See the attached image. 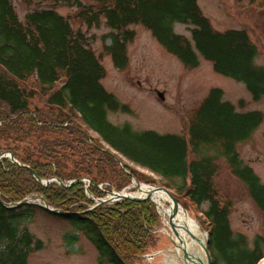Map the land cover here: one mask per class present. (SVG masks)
Here are the masks:
<instances>
[{
    "label": "trees",
    "instance_id": "trees-1",
    "mask_svg": "<svg viewBox=\"0 0 264 264\" xmlns=\"http://www.w3.org/2000/svg\"><path fill=\"white\" fill-rule=\"evenodd\" d=\"M49 1L77 8V19L88 28L104 20L109 29L104 50L119 70L127 65L126 46L135 35L129 27L141 25L186 69L196 68L201 57L216 73L242 83L252 101H264V66L256 63L258 47L251 36L245 29H213L197 0ZM178 23L189 27V38L175 33L173 25ZM102 78L104 68L85 34L74 30L66 17L46 7L26 13L21 21L13 2L0 0V152L10 151L20 164L0 158V264H26L29 255L42 248L43 242L25 225L34 208L67 220L83 233L97 250L98 264H132L144 254L160 222L149 199L92 207L95 203L81 181L44 186L33 176L64 183L87 177L90 196L104 197L112 188L120 191L130 184L132 177L142 180L143 174L118 154L174 182L173 195L183 207L207 204L200 224L208 235L212 264H256L264 258L263 237L248 244L231 231L230 203L215 179L223 158L264 214V184L237 152V145L264 122V112L236 110L214 87L194 110L186 134L136 132L108 120L109 111L129 108L101 86ZM36 97L42 99L41 106L33 103ZM34 195L67 213L54 214L35 203L10 207ZM68 240L75 244L77 236Z\"/></svg>",
    "mask_w": 264,
    "mask_h": 264
},
{
    "label": "rangeland",
    "instance_id": "rangeland-1",
    "mask_svg": "<svg viewBox=\"0 0 264 264\" xmlns=\"http://www.w3.org/2000/svg\"><path fill=\"white\" fill-rule=\"evenodd\" d=\"M11 2L21 21L30 11L51 7L66 17L74 30L85 34L90 49L104 68V78L100 80L101 86L115 96L119 103L129 108L127 112L117 110L107 113L108 120L115 126L129 125L136 132L151 129L159 134H186L187 124L194 110L214 87L223 91V100L231 102L236 110L264 112V101H252L242 83L216 73L212 69V64L201 57H198L199 65L196 68L186 69L181 61L164 50L154 40L150 31L141 25L129 27L135 35L126 46L127 65L119 70L104 50V35L109 32L104 20L98 26L88 28L83 21L77 19L79 10L73 6L55 5L49 0H11ZM83 3L90 2L83 1ZM197 5L200 6L203 16L208 19L213 29L220 32L233 28L245 29L258 47L256 63L264 66V0H256L254 4L246 0H197ZM173 28L175 33L189 38L187 25L178 23L174 24ZM105 42L109 44L107 40ZM159 91L162 92L163 99L158 96ZM33 103L41 106L42 99L36 97ZM88 133L96 139V134L89 130ZM263 133L264 122L252 133L249 140L237 145V152L264 184ZM75 157L76 154L73 158ZM123 162L132 166L128 161L123 160ZM135 169L143 174L140 178L142 180L137 181L132 177L130 184L120 190L125 189L130 194L136 192L137 188L132 183L136 181L151 186H164L175 193L172 187L174 182H168L143 168ZM215 179L220 194L230 203L228 222L231 231L243 235L248 244H251L256 236L264 238V214L258 211L243 183L231 175L223 158L218 160V173ZM147 180H153L156 184L147 183ZM33 197H29L30 202L38 205L40 201ZM155 206L158 211L156 204ZM183 208L199 224L200 230L206 233L200 224L202 220L200 212L207 208V204L204 203L196 209L186 203ZM158 214L159 225L155 228L153 241L145 252L154 254V260L147 261L141 255L134 259L132 264H183L181 258L174 253L175 247L164 224V216ZM25 225L33 236L43 242L41 249L29 255L26 264H98V253L91 241L87 240L83 233H77L67 220L34 208L32 216L26 220ZM73 234L77 236L75 244L68 240ZM200 257L205 261L204 253Z\"/></svg>",
    "mask_w": 264,
    "mask_h": 264
},
{
    "label": "bare ground",
    "instance_id": "bare-ground-1",
    "mask_svg": "<svg viewBox=\"0 0 264 264\" xmlns=\"http://www.w3.org/2000/svg\"><path fill=\"white\" fill-rule=\"evenodd\" d=\"M148 190H153L152 187L142 184L141 190L137 189L132 195L142 196ZM152 200L158 204L159 212L164 216V224L168 228V235L175 243V255L181 257L182 249L187 251L188 254H193L196 258L201 259L203 252V244L205 243V235L200 234L199 224L188 214L187 210L180 204L176 213L172 214L173 205L166 193L162 191H155L152 195ZM172 215L171 227L168 223V218ZM181 253V254H180ZM202 260V259H201ZM190 264H193L189 260ZM259 264H264V260Z\"/></svg>",
    "mask_w": 264,
    "mask_h": 264
},
{
    "label": "water",
    "instance_id": "water-1",
    "mask_svg": "<svg viewBox=\"0 0 264 264\" xmlns=\"http://www.w3.org/2000/svg\"><path fill=\"white\" fill-rule=\"evenodd\" d=\"M158 96H160L161 99H163V94L162 92H158L157 93ZM7 157L9 158L12 162L16 163L19 165V163H17V161L15 160L14 156L11 154L10 151L8 152H0V158L1 157ZM33 176H35V178L37 179V181L41 184V185H47L49 184L50 182H53V181H56L59 185H62V186H65V185H70V184H75L76 183V179L74 181H68L66 182L65 184L62 183L59 179H52V180H40L35 173H33ZM133 185L141 190V186H142V183H137L136 181H133L132 182ZM153 190H148L146 192L145 195H142V196H137V195H132L128 192L125 191V189L123 190H120L119 191H116V190H112L110 191L106 197L104 198H98L96 201V204L94 206H97L99 204H109V203H112V202H115V201H119L120 199H129V200H135V201H142L143 199H152V195H153V192L155 191H162L163 193H166L168 198L170 199L172 205H173V211H172V214L174 215V213H176L178 207L180 206V204L177 202L176 198L173 196V194L171 192H169L166 188H162V187H153L152 188ZM35 199H38L40 201V203H38V205L40 207H42L43 209H46L47 211L49 212H52V213H62V214H66L67 212H63L61 211L60 209L58 208H51L47 202H46V199L45 198H42L41 196H35L33 197ZM31 199L29 198H23L22 201L20 202H16V203H13L12 206H20L24 203H29ZM172 215L168 218V223L171 227H173L172 225ZM172 240V239H171ZM172 245L175 246V243L172 241ZM203 246V252H204V257H205V261L201 260V259H198L196 258L193 254H188L187 251L183 250L182 249V255H181V260L183 262V264H190L189 260H191V262L193 264H211V256H209V252H208V247L206 246V242L202 245Z\"/></svg>",
    "mask_w": 264,
    "mask_h": 264
}]
</instances>
